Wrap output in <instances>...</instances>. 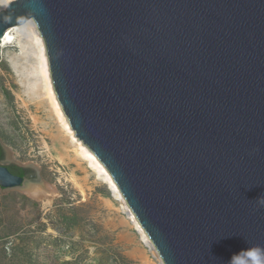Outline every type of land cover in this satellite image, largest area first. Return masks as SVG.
<instances>
[{"label": "water", "instance_id": "1", "mask_svg": "<svg viewBox=\"0 0 264 264\" xmlns=\"http://www.w3.org/2000/svg\"><path fill=\"white\" fill-rule=\"evenodd\" d=\"M31 19L77 137L165 264L264 248V0H12L0 39ZM0 146L1 190L50 206L40 165Z\"/></svg>", "mask_w": 264, "mask_h": 264}, {"label": "rangeland", "instance_id": "2", "mask_svg": "<svg viewBox=\"0 0 264 264\" xmlns=\"http://www.w3.org/2000/svg\"><path fill=\"white\" fill-rule=\"evenodd\" d=\"M14 27L0 44V139L15 160L40 165L59 196L43 207L27 191L0 188V264H165L124 196L78 152L76 133L47 98L39 102L38 39L27 22ZM28 44L32 60L18 69Z\"/></svg>", "mask_w": 264, "mask_h": 264}, {"label": "bare ground", "instance_id": "3", "mask_svg": "<svg viewBox=\"0 0 264 264\" xmlns=\"http://www.w3.org/2000/svg\"><path fill=\"white\" fill-rule=\"evenodd\" d=\"M11 1L12 0H9L8 2H3V6H7V4ZM27 25L30 26V29L33 30L34 35H36V37L38 39L40 55H41V75L36 74L37 77L35 78L42 85V91L40 92V94H44V95H41L42 98L39 100V102L42 103V101L44 100L43 97L47 98V100H49L53 110L55 111L57 117L63 123V126L74 137L75 132L73 131V127L71 126L69 120L67 119L68 116L66 117V113L63 109V106H62L60 99H59L57 92H56L55 84H54L52 73H51L49 55L47 52L45 39H44V37H43V35H42V33H41V31H40L35 20L31 19V20L27 21ZM15 28L16 27H14V28L11 27L7 30L5 36L2 39H0V44L3 40L7 39V37H10V35H9L10 32L12 30H15ZM20 48L22 49L23 53L19 58L20 59L19 65L18 66L14 65L18 69H20L21 67L26 65V62H29L32 60V54H33L32 52L35 50L34 47L32 46V44H28V45H24V46L20 45ZM78 152L81 153L82 155L87 156V158L89 159V163L92 166H95L99 171L104 173V175L106 176V179L110 182L112 187H114L118 191V193L122 196V193L119 190V188H118L116 182L114 181L112 175L110 174L108 169L105 167V165L99 160V158L92 152V150H90L87 146H85L84 143L80 142ZM156 250H157V248H156ZM157 253L160 255V252L158 250H157ZM159 257L161 258V260H163L161 255Z\"/></svg>", "mask_w": 264, "mask_h": 264}, {"label": "clouds", "instance_id": "4", "mask_svg": "<svg viewBox=\"0 0 264 264\" xmlns=\"http://www.w3.org/2000/svg\"><path fill=\"white\" fill-rule=\"evenodd\" d=\"M258 207H264V195L256 199ZM229 264H264V248L248 247L234 254Z\"/></svg>", "mask_w": 264, "mask_h": 264}, {"label": "flooded vegetation", "instance_id": "5", "mask_svg": "<svg viewBox=\"0 0 264 264\" xmlns=\"http://www.w3.org/2000/svg\"><path fill=\"white\" fill-rule=\"evenodd\" d=\"M0 162L2 163V158L0 159ZM3 164V163H2ZM11 166L12 167H14L13 165H11V164H8L7 165V167L13 172V173H16V174H19V175H22V176H24V177H30L31 175H33V174H35L36 173V170L35 169H33V168H31V167H26V166H18V165H16V167H22L24 170L23 171H21V170H19V169H17V168H11ZM21 173H23V174H21Z\"/></svg>", "mask_w": 264, "mask_h": 264}, {"label": "trees", "instance_id": "6", "mask_svg": "<svg viewBox=\"0 0 264 264\" xmlns=\"http://www.w3.org/2000/svg\"><path fill=\"white\" fill-rule=\"evenodd\" d=\"M2 156H3V151H2V147L0 146V159L2 158ZM11 168H17V169H19V170H21V171H23L24 169L22 168V167H12L11 166ZM21 174H23V173H21ZM24 198H27L26 196H23ZM28 199V198H27ZM1 222V221H0Z\"/></svg>", "mask_w": 264, "mask_h": 264}]
</instances>
